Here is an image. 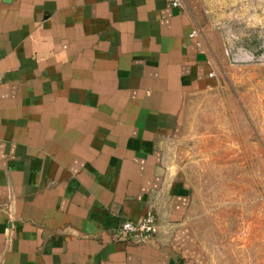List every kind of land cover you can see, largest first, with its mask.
I'll return each instance as SVG.
<instances>
[{
	"label": "crops",
	"instance_id": "1",
	"mask_svg": "<svg viewBox=\"0 0 264 264\" xmlns=\"http://www.w3.org/2000/svg\"><path fill=\"white\" fill-rule=\"evenodd\" d=\"M173 1L0 0V264H218L187 113L220 58L264 62V31L228 33L221 0ZM148 211L149 243L114 238Z\"/></svg>",
	"mask_w": 264,
	"mask_h": 264
},
{
	"label": "rangeland",
	"instance_id": "2",
	"mask_svg": "<svg viewBox=\"0 0 264 264\" xmlns=\"http://www.w3.org/2000/svg\"><path fill=\"white\" fill-rule=\"evenodd\" d=\"M221 1L228 33L264 31V0ZM219 60L217 87L187 113L193 206L218 264H264V62Z\"/></svg>",
	"mask_w": 264,
	"mask_h": 264
},
{
	"label": "built area",
	"instance_id": "3",
	"mask_svg": "<svg viewBox=\"0 0 264 264\" xmlns=\"http://www.w3.org/2000/svg\"><path fill=\"white\" fill-rule=\"evenodd\" d=\"M174 6H179L180 9L185 10L186 4L182 0H174L172 2ZM199 30L195 29L190 35L191 37H197ZM246 54L241 49H237L232 53L231 60L234 64H237L241 59H246ZM251 57V61L257 62L262 60L263 57ZM213 73L210 74V77ZM160 226L157 222L156 216L148 211L140 222H132L129 220H123L115 230L114 238L119 241H127L136 239V243H149L156 235H158Z\"/></svg>",
	"mask_w": 264,
	"mask_h": 264
},
{
	"label": "water",
	"instance_id": "4",
	"mask_svg": "<svg viewBox=\"0 0 264 264\" xmlns=\"http://www.w3.org/2000/svg\"><path fill=\"white\" fill-rule=\"evenodd\" d=\"M132 241L136 242L137 240L136 239H131Z\"/></svg>",
	"mask_w": 264,
	"mask_h": 264
}]
</instances>
